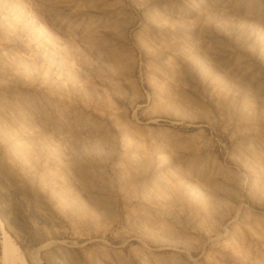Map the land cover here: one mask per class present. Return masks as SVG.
Segmentation results:
<instances>
[{
	"label": "rangeland",
	"instance_id": "obj_1",
	"mask_svg": "<svg viewBox=\"0 0 264 264\" xmlns=\"http://www.w3.org/2000/svg\"><path fill=\"white\" fill-rule=\"evenodd\" d=\"M0 220L26 264H264V0H0Z\"/></svg>",
	"mask_w": 264,
	"mask_h": 264
},
{
	"label": "bare ground",
	"instance_id": "obj_2",
	"mask_svg": "<svg viewBox=\"0 0 264 264\" xmlns=\"http://www.w3.org/2000/svg\"><path fill=\"white\" fill-rule=\"evenodd\" d=\"M0 227L3 230V255L2 258L5 264H26L24 254L20 247L14 242L10 235L4 230V223L0 220Z\"/></svg>",
	"mask_w": 264,
	"mask_h": 264
}]
</instances>
